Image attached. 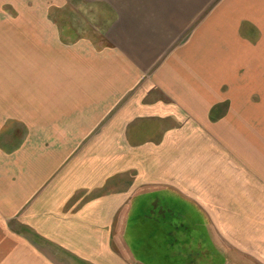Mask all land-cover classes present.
I'll use <instances>...</instances> for the list:
<instances>
[{
	"label": "crops",
	"instance_id": "1",
	"mask_svg": "<svg viewBox=\"0 0 264 264\" xmlns=\"http://www.w3.org/2000/svg\"><path fill=\"white\" fill-rule=\"evenodd\" d=\"M200 225L264 264V0H0V264H190Z\"/></svg>",
	"mask_w": 264,
	"mask_h": 264
},
{
	"label": "rangeland",
	"instance_id": "2",
	"mask_svg": "<svg viewBox=\"0 0 264 264\" xmlns=\"http://www.w3.org/2000/svg\"><path fill=\"white\" fill-rule=\"evenodd\" d=\"M50 16H55L56 18H58V21L60 22L61 30H62L61 39H62V42L66 43L67 45H68L69 41H72V39H74L75 36L77 35V33L72 34L70 32V30H72L71 28L74 26L77 27V30L79 32L78 35H81V36L88 35V10L77 9L75 6L67 4V5L63 6L60 9V11H55V14L52 15V13H50ZM142 125H144V124L142 123ZM135 219H136L135 217H132V220H135ZM195 231L196 232H193L190 234L188 232V233H186V235L187 236L188 235L196 236V237L200 238V241L203 242L204 245L206 246L204 253L202 255H200V254H196V251H195L194 255L185 256V257H183V259H176V262H184L185 261V262L190 263V264H191V262H195L193 264H202L203 261H205V263H206L207 260H212V261H214V263H212V264H217V262L220 260V258H218L216 253L215 254L213 253V250L211 249V245L209 243L210 238L208 239L205 228L200 225L195 229ZM216 238L217 237H214V239H216ZM216 240H218V238ZM224 240L225 239L222 238V244L225 243ZM235 256H236V261H237L236 264H248V263L256 264L254 261L251 260L252 262H254V263H252L251 261H249L248 258L246 259L243 255L238 254ZM232 261H234V260H232ZM156 264H160V263L157 262Z\"/></svg>",
	"mask_w": 264,
	"mask_h": 264
},
{
	"label": "trees",
	"instance_id": "3",
	"mask_svg": "<svg viewBox=\"0 0 264 264\" xmlns=\"http://www.w3.org/2000/svg\"><path fill=\"white\" fill-rule=\"evenodd\" d=\"M221 264H223V261H222V263Z\"/></svg>",
	"mask_w": 264,
	"mask_h": 264
}]
</instances>
